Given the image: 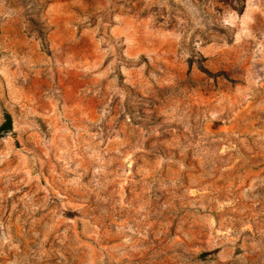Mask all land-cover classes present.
<instances>
[{
    "label": "rangeland",
    "instance_id": "obj_1",
    "mask_svg": "<svg viewBox=\"0 0 264 264\" xmlns=\"http://www.w3.org/2000/svg\"><path fill=\"white\" fill-rule=\"evenodd\" d=\"M0 264H264V0H0Z\"/></svg>",
    "mask_w": 264,
    "mask_h": 264
},
{
    "label": "trees",
    "instance_id": "obj_2",
    "mask_svg": "<svg viewBox=\"0 0 264 264\" xmlns=\"http://www.w3.org/2000/svg\"><path fill=\"white\" fill-rule=\"evenodd\" d=\"M13 128V119L10 113H5L4 122L0 125V138Z\"/></svg>",
    "mask_w": 264,
    "mask_h": 264
}]
</instances>
